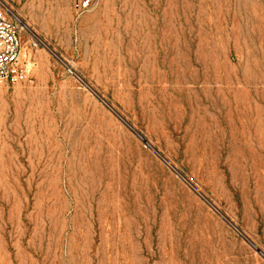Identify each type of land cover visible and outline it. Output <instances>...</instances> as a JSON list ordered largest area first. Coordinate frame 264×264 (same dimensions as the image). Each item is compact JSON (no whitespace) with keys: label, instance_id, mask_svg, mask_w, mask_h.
<instances>
[{"label":"rangeland","instance_id":"1","mask_svg":"<svg viewBox=\"0 0 264 264\" xmlns=\"http://www.w3.org/2000/svg\"><path fill=\"white\" fill-rule=\"evenodd\" d=\"M2 1L0 264H264V0Z\"/></svg>","mask_w":264,"mask_h":264},{"label":"built area","instance_id":"2","mask_svg":"<svg viewBox=\"0 0 264 264\" xmlns=\"http://www.w3.org/2000/svg\"><path fill=\"white\" fill-rule=\"evenodd\" d=\"M77 19L89 12L92 0H70ZM25 25L15 14L13 8L0 0V82L11 85L33 84L32 68L25 63L22 56V40ZM33 47L40 43L33 41ZM73 75L72 70H69Z\"/></svg>","mask_w":264,"mask_h":264}]
</instances>
